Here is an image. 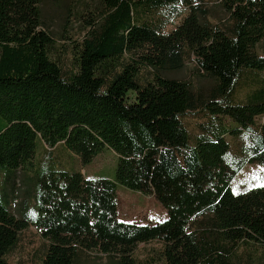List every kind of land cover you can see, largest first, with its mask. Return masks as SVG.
Listing matches in <instances>:
<instances>
[{
  "label": "trees",
  "instance_id": "1",
  "mask_svg": "<svg viewBox=\"0 0 264 264\" xmlns=\"http://www.w3.org/2000/svg\"><path fill=\"white\" fill-rule=\"evenodd\" d=\"M45 1L0 0V264L29 226L42 252L15 264H239V247L264 260V186L231 190L245 164L264 167V0H79L56 6L57 37ZM177 6L165 33L157 15ZM194 115L209 122L191 138ZM40 143L83 167L109 150L114 177L33 168ZM117 186L154 197L165 220L118 219Z\"/></svg>",
  "mask_w": 264,
  "mask_h": 264
},
{
  "label": "rangeland",
  "instance_id": "2",
  "mask_svg": "<svg viewBox=\"0 0 264 264\" xmlns=\"http://www.w3.org/2000/svg\"><path fill=\"white\" fill-rule=\"evenodd\" d=\"M79 0H46L42 6V19L48 32L52 33L55 37L60 33V22L58 20L59 13L56 6L68 5L73 7ZM90 1V0H86ZM186 14V10L177 6L175 8H168L163 10L157 15L165 20L164 32L168 33L172 28L177 25L182 17ZM73 34V32H72ZM260 54L264 52V44L258 50ZM192 68L191 64H186L185 73L188 74ZM264 76V74H261ZM246 94V91L239 89L236 93L235 102H241ZM183 125L191 138H195L200 132L199 125L207 126L209 119L201 116L194 115L182 119ZM225 126H229L228 122H223ZM257 125L264 124V119L261 117L256 121ZM233 152L239 150L246 143L245 135H240L238 138L227 137ZM49 168L53 167L56 170L80 171L86 178H113L114 169L116 167V157L113 152L104 150L96 156L92 163L83 167L81 166L78 158L69 153L63 145H58L50 150L40 143L39 149L33 160V168ZM39 175V174H38ZM33 174L25 172L21 174V190L18 196L21 197V192L25 189L26 185L23 180L27 181L32 178ZM264 186V167L259 165L245 164L241 170L234 176L231 183V190L237 194L240 191L251 187ZM6 201L11 204L10 197L2 199L3 205ZM14 204V203H13ZM12 209H17V204L12 205ZM33 215V213H32ZM117 215L118 219L127 223L135 224H155L165 220L166 213L162 206L152 196H145L134 191L127 190L121 186H117ZM44 241L40 233L33 226H29L19 235V242L17 246L7 256L9 263L15 264L20 261H29L34 256L42 252ZM158 247L155 243L141 245L137 250L138 257H144L146 252H152ZM245 251L246 253H242ZM239 254H243L239 264H264V260L259 258V253L254 252L252 249H238ZM247 257V259H246ZM95 254L90 253L88 258L82 259L79 264H94ZM98 261L97 264H102Z\"/></svg>",
  "mask_w": 264,
  "mask_h": 264
},
{
  "label": "crops",
  "instance_id": "3",
  "mask_svg": "<svg viewBox=\"0 0 264 264\" xmlns=\"http://www.w3.org/2000/svg\"><path fill=\"white\" fill-rule=\"evenodd\" d=\"M88 178V177H87Z\"/></svg>",
  "mask_w": 264,
  "mask_h": 264
}]
</instances>
